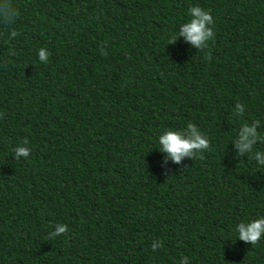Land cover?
Wrapping results in <instances>:
<instances>
[{
  "label": "trees",
  "instance_id": "16d2710c",
  "mask_svg": "<svg viewBox=\"0 0 264 264\" xmlns=\"http://www.w3.org/2000/svg\"><path fill=\"white\" fill-rule=\"evenodd\" d=\"M13 3L15 23H0V264H264V234L251 245L236 231L264 217V143L243 156L233 143L242 122L264 136V0ZM195 6L214 39L169 44ZM189 123L210 147L177 164L159 136Z\"/></svg>",
  "mask_w": 264,
  "mask_h": 264
},
{
  "label": "clouds",
  "instance_id": "9594fccd",
  "mask_svg": "<svg viewBox=\"0 0 264 264\" xmlns=\"http://www.w3.org/2000/svg\"><path fill=\"white\" fill-rule=\"evenodd\" d=\"M188 14L191 17L190 21L181 26L179 34L173 36L169 44H174L179 36L191 43L197 49L208 47V41L214 39V32L211 25H213V17L210 11H205L200 6L190 7ZM19 12L16 9L13 0H0V23L5 25H12L15 23ZM13 34L15 29H13ZM207 42V43H206ZM49 53L47 49H40L39 59L42 62H47ZM207 59H211L210 54ZM238 114H243L245 107L241 103L235 105ZM260 121L255 120L252 124L242 122L237 133L236 139L233 141L237 150L238 156H243L246 153H252L254 146L260 142L264 143V136L259 131ZM160 151L167 153V159H171L174 163L179 164L184 158H195L198 153H201L210 147L208 137L189 123L187 135H182L179 131L168 130L163 135L159 136ZM28 147H19L16 149L17 159L23 155L25 157L29 154ZM255 160L264 165V153L260 151L255 152ZM166 162V161H165ZM66 225H59L56 232L51 236H59L66 233ZM236 231L238 232V239L245 243L255 245L257 244L262 234H264V217L252 220L250 222H241L238 224ZM157 245L153 244V251L156 250Z\"/></svg>",
  "mask_w": 264,
  "mask_h": 264
}]
</instances>
